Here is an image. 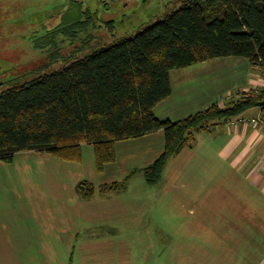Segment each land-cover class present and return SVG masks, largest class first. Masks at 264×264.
<instances>
[{"label": "crops", "instance_id": "obj_1", "mask_svg": "<svg viewBox=\"0 0 264 264\" xmlns=\"http://www.w3.org/2000/svg\"><path fill=\"white\" fill-rule=\"evenodd\" d=\"M261 76L259 66L240 56L174 69L169 74L171 92L155 105L154 113L160 120H182L227 101L235 91H248ZM259 116L264 119L260 105L226 123L192 131V144L168 160L155 185L146 182L143 168L163 152L162 130L116 141V158L101 172L95 168L93 146L86 143L80 146L79 161L33 150L15 153L11 162L0 160V264L20 259L30 264H159V259L175 257L184 260L181 264L192 258L195 264H264V124L248 121ZM221 161L235 173L222 174L226 180L213 186ZM112 182L122 184L118 192H100L101 185ZM160 203L185 211L184 240L196 246L162 255L142 248L145 220L160 225L145 217ZM216 206L219 213L213 210ZM218 215L229 246L211 252L206 243L213 236L208 242L202 233L217 227ZM165 225L177 228L170 220ZM107 226L119 235L110 234ZM127 227L135 229L128 232ZM234 243L244 253L242 263L231 261L240 259Z\"/></svg>", "mask_w": 264, "mask_h": 264}, {"label": "trees", "instance_id": "obj_2", "mask_svg": "<svg viewBox=\"0 0 264 264\" xmlns=\"http://www.w3.org/2000/svg\"><path fill=\"white\" fill-rule=\"evenodd\" d=\"M225 56L264 67V0H181L177 10L114 45L49 73L11 79L0 93V160L33 150L79 161L86 143L101 172L116 158V141L162 130L164 150L143 168L146 182L155 185L168 160L192 144V131L263 106L261 88L182 120L155 115V105L171 92L172 70ZM121 187L107 183L100 192Z\"/></svg>", "mask_w": 264, "mask_h": 264}, {"label": "rangeland", "instance_id": "obj_3", "mask_svg": "<svg viewBox=\"0 0 264 264\" xmlns=\"http://www.w3.org/2000/svg\"><path fill=\"white\" fill-rule=\"evenodd\" d=\"M180 3L181 0H0V93L10 86L11 79H30L61 69L98 49L131 37L177 10ZM244 91L241 89L240 93L235 92L239 95ZM237 98L241 97H231L230 101ZM226 104L224 101L219 106L224 107ZM258 118L261 119L260 116ZM234 173L231 167L221 161V175L213 176V179L217 177L214 180H218L213 186H219V182L226 180L221 179L222 174ZM148 198H152V195L149 194ZM158 206L152 205L155 209L145 218L154 220V223L158 221L160 225L153 227L155 224L145 220L146 226L141 228V236L145 240L142 248L146 250L150 247L162 255L168 251L179 252L185 246H196L184 240L182 222L186 221L185 211L178 206L169 207L163 203ZM213 210L219 213L217 206ZM174 213L176 217L172 215ZM207 213L211 214L209 210ZM168 214L171 216L168 217ZM128 217L131 218V215L128 214ZM215 218H218L217 227L211 226L202 233L208 242L211 240L210 235L213 236V242L206 243L211 252L225 250L229 246L223 241L226 227L219 229V215ZM167 220L176 224L177 228L165 225ZM104 229L117 235L113 226ZM125 229L130 232L135 227ZM230 234L234 237L233 232ZM231 247L237 252L241 250L238 243ZM240 252V259H232V263L243 262L241 257L244 253ZM196 260L190 259L189 264H195ZM183 261L175 257L159 259V264H181ZM15 264L30 263L27 259H20ZM219 264L222 261L219 260Z\"/></svg>", "mask_w": 264, "mask_h": 264}, {"label": "built area", "instance_id": "obj_4", "mask_svg": "<svg viewBox=\"0 0 264 264\" xmlns=\"http://www.w3.org/2000/svg\"><path fill=\"white\" fill-rule=\"evenodd\" d=\"M259 67H260V69H261V71H262V76H261V78H260V82H259V84L255 85L254 87H251V89L248 90V91H244L243 94L236 95V93H235V94H233L232 96H231V94H230V95L228 96V99H231V97H236V96H238V97H249V96H254V95H256V94L259 93V90H260L261 88L264 90V67H262V66H259ZM238 93H240V92H238ZM222 102H224V101L220 100L219 104L222 105ZM263 102H264V101H263ZM262 107H264V104H263ZM248 121H250V122L253 123L254 125L264 124V119H263V118H261V119H259V118H258V119H257V118H251V119H249Z\"/></svg>", "mask_w": 264, "mask_h": 264}]
</instances>
